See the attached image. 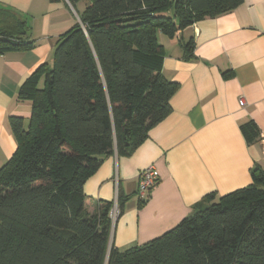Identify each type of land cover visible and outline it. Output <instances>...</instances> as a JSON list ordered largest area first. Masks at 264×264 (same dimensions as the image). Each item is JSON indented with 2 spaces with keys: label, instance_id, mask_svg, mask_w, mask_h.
<instances>
[{
  "label": "trees",
  "instance_id": "16d2710c",
  "mask_svg": "<svg viewBox=\"0 0 264 264\" xmlns=\"http://www.w3.org/2000/svg\"><path fill=\"white\" fill-rule=\"evenodd\" d=\"M67 2L79 22L19 87L16 101L31 105L27 123L9 118L16 148L0 167V264H264L259 166L249 186L206 198L172 230L125 252L110 245L114 202L100 201L90 215L83 191L103 157L129 156L171 112L178 84L162 75L158 34L172 38L242 0ZM27 31L19 15L0 9V54L29 50ZM184 49L192 55V43ZM240 131L247 144L260 136L252 122ZM126 200L118 193L119 215Z\"/></svg>",
  "mask_w": 264,
  "mask_h": 264
},
{
  "label": "crops",
  "instance_id": "0c3cea01",
  "mask_svg": "<svg viewBox=\"0 0 264 264\" xmlns=\"http://www.w3.org/2000/svg\"><path fill=\"white\" fill-rule=\"evenodd\" d=\"M84 3L77 5L80 12ZM0 9L26 23L32 47L0 54V167L16 141L10 117L26 124L31 105L17 102L21 84L53 58L57 39L78 22L76 10L59 0H0ZM164 49L162 75L178 84L170 114L152 127L129 156L116 151L102 158L83 186L90 198L127 200L112 224L110 245L119 252L141 246L176 227L212 196L214 201L251 184L250 170H264V0H242L229 13L193 24L174 37L158 34ZM192 43V55L185 45ZM242 100L244 105L240 106ZM252 122L260 137L247 144L240 126ZM154 166L159 181L145 201L136 196L141 171Z\"/></svg>",
  "mask_w": 264,
  "mask_h": 264
},
{
  "label": "built area",
  "instance_id": "2783aa9c",
  "mask_svg": "<svg viewBox=\"0 0 264 264\" xmlns=\"http://www.w3.org/2000/svg\"><path fill=\"white\" fill-rule=\"evenodd\" d=\"M239 105L243 106L244 103L242 100L239 101ZM260 141L262 137L259 136ZM264 142V138L262 140ZM159 181V173L154 166H149L140 172L138 176V184L136 189V196L140 201H145L148 198L151 190L157 185ZM119 215L118 207L116 201L114 202L113 208L110 212V219L112 224L115 222L116 218Z\"/></svg>",
  "mask_w": 264,
  "mask_h": 264
},
{
  "label": "rangeland",
  "instance_id": "374dc122",
  "mask_svg": "<svg viewBox=\"0 0 264 264\" xmlns=\"http://www.w3.org/2000/svg\"><path fill=\"white\" fill-rule=\"evenodd\" d=\"M51 62H52V60H51ZM51 62H50V63H51Z\"/></svg>",
  "mask_w": 264,
  "mask_h": 264
},
{
  "label": "water",
  "instance_id": "95a60500",
  "mask_svg": "<svg viewBox=\"0 0 264 264\" xmlns=\"http://www.w3.org/2000/svg\"><path fill=\"white\" fill-rule=\"evenodd\" d=\"M78 22H79V19H78Z\"/></svg>",
  "mask_w": 264,
  "mask_h": 264
}]
</instances>
